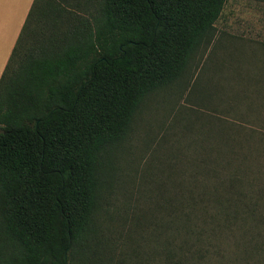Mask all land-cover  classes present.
Segmentation results:
<instances>
[{"label":"trees","instance_id":"obj_1","mask_svg":"<svg viewBox=\"0 0 264 264\" xmlns=\"http://www.w3.org/2000/svg\"><path fill=\"white\" fill-rule=\"evenodd\" d=\"M226 2L32 1L0 75V264H104L117 243L114 264H264V43L256 71L185 108L154 207L118 209L125 244L108 231L137 112L184 77Z\"/></svg>","mask_w":264,"mask_h":264},{"label":"rangeland","instance_id":"obj_2","mask_svg":"<svg viewBox=\"0 0 264 264\" xmlns=\"http://www.w3.org/2000/svg\"><path fill=\"white\" fill-rule=\"evenodd\" d=\"M214 25L212 41L206 49L201 47L191 56L184 77L146 98L135 116L125 151L117 156L115 205L118 220L115 219L108 231L111 239L116 238L120 244H125L122 233L131 226L122 222L121 214L154 207L151 201L157 199V176L161 168L166 167L161 161L169 157L173 148L178 149V145L188 140L181 132L185 108L207 111L211 106L206 107L210 94L216 92L213 98L216 100L222 97L225 87L234 85V71H256L258 68L254 53L260 54L259 43H264V0H227ZM125 246L117 243L112 254L105 255V261L108 254L110 258L104 264H114L124 258ZM133 259L125 260L131 262Z\"/></svg>","mask_w":264,"mask_h":264},{"label":"crops","instance_id":"obj_3","mask_svg":"<svg viewBox=\"0 0 264 264\" xmlns=\"http://www.w3.org/2000/svg\"><path fill=\"white\" fill-rule=\"evenodd\" d=\"M33 0H0V75Z\"/></svg>","mask_w":264,"mask_h":264}]
</instances>
